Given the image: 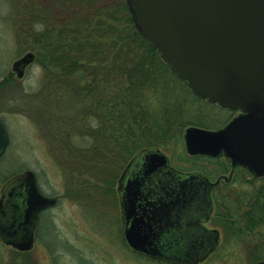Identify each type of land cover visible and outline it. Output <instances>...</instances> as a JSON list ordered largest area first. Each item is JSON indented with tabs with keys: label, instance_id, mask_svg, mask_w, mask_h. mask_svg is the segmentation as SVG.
<instances>
[{
	"label": "trees",
	"instance_id": "obj_1",
	"mask_svg": "<svg viewBox=\"0 0 264 264\" xmlns=\"http://www.w3.org/2000/svg\"><path fill=\"white\" fill-rule=\"evenodd\" d=\"M17 1L16 16L26 8L31 18L26 23L27 35L21 30L25 27L21 21H14L17 43L34 52V61L43 73L39 93L35 89L29 96L45 93L42 113L49 117L62 113V105L70 108L86 103V108L81 106L80 117L89 126L80 131L68 130L67 149L62 152H67V173L78 186L86 177L95 182L96 189L100 182L111 186L119 169L138 150L178 143L185 127L198 125V121L185 117V110L186 102L200 98L169 71L158 53L136 32L124 0H33L26 7L22 0ZM73 111L79 114L75 107ZM29 113L40 122L38 112ZM73 136L80 137L82 144L73 141ZM52 141L58 142L55 138ZM73 145L77 148L75 155L69 151ZM213 161L225 172L224 163ZM72 164L81 165L82 170L74 173ZM242 172L234 174L231 181L246 185L243 190L234 189V194L230 192L232 200L222 199L228 193L227 183L213 194L217 207L214 221L225 226L228 235V229L233 230L232 236L237 239L263 236L260 243H245L254 263L264 259V175L254 178ZM95 194L92 189L85 195L95 201Z\"/></svg>",
	"mask_w": 264,
	"mask_h": 264
},
{
	"label": "water",
	"instance_id": "obj_2",
	"mask_svg": "<svg viewBox=\"0 0 264 264\" xmlns=\"http://www.w3.org/2000/svg\"><path fill=\"white\" fill-rule=\"evenodd\" d=\"M124 3L133 28L180 82L196 97L236 112L215 129L185 127L181 134L185 152L222 156L232 168L239 166L254 178L262 177L264 0H124ZM32 59L33 53L28 51L12 62L11 70L16 77H21L22 68ZM6 142L0 121V154ZM139 165L138 175L135 171ZM165 165L166 155L158 148L140 149L127 163L118 184L120 240L131 252L147 258L191 264L204 248L215 246L213 236L202 244L193 241L180 244L172 239L171 245L164 242L159 250L151 247L152 228L167 218L165 205L152 207L154 200L146 199L145 204L152 208L144 207L138 217L131 218L143 176ZM193 174L188 173L187 177L194 178ZM201 178L203 187L213 186L219 180L207 183ZM16 187L22 189L19 205L11 201ZM0 194L10 199L3 202L13 210L19 211L22 205V224L19 216L6 225L1 222L0 240L16 250H26L32 244L39 211L52 206L55 199L38 191L30 169L13 175L2 185ZM202 196L206 197V192ZM254 264H264V259Z\"/></svg>",
	"mask_w": 264,
	"mask_h": 264
},
{
	"label": "rangeland",
	"instance_id": "obj_3",
	"mask_svg": "<svg viewBox=\"0 0 264 264\" xmlns=\"http://www.w3.org/2000/svg\"><path fill=\"white\" fill-rule=\"evenodd\" d=\"M32 1L22 0L23 6L26 7L27 3H32ZM42 1L48 3V0ZM17 4L19 5L17 0H0V79L4 73L10 72L11 63L17 56L29 51L18 45L14 21L26 20L27 23L31 21V18L26 8L23 9L21 16H16ZM36 28L41 27L38 24ZM42 76L40 66L33 60L25 68L21 77L12 76L11 81L0 84V116L8 138L4 155L0 156V190L6 178L22 170L30 169L34 174L39 191L46 196L56 197L58 201L54 206L40 213L33 231L32 244L24 251V254L13 252L19 250L0 241V264H164L142 255H134L121 244L118 236L117 208L107 203L110 197L108 191L110 186H105L100 182L96 189L95 182L88 177L84 180L85 184L78 186L72 175L67 173V152L62 154L67 149L65 135L69 133L68 130L80 131L89 126V123L81 120L80 117L81 109L86 108V103L76 104L70 108H68L69 105H62V113L59 112L50 117L42 113L45 108L43 101L45 93L42 91V94L40 91L39 97L35 98L29 96L35 89L39 93ZM186 104L185 117L191 122L194 120L199 122L198 125L189 126L215 129L234 114V112L200 99L186 102ZM74 107L79 114L73 111ZM29 110L40 114V122H36ZM46 113H48L47 110ZM51 137L60 142L61 146H57L58 142L53 144ZM72 140H75L78 145L82 144L80 137L73 136ZM71 149H69L71 155L77 154L75 145ZM158 149L171 158V164L174 167L187 171L201 170L203 165L211 166L215 163L207 157H187L182 140ZM192 165L194 167L191 168ZM72 167L76 170L74 173L82 170L81 165L72 164ZM211 168H217V164L211 166L210 170ZM205 173L208 172L205 171ZM210 175L214 179L216 172ZM244 185H246L244 182L237 180L227 183L228 193L222 199L232 200L234 195L230 192L234 194V189L243 190ZM85 186L88 188L87 192L92 189L97 192L94 195L95 201L85 196L82 190ZM223 187H225L224 184L220 186V189ZM216 209L215 206L214 213ZM224 227L218 226L219 236L216 250L194 264L253 263L249 252V255L247 254L245 243H260L263 236L248 235L245 239H237V236L236 238L232 236L233 230L228 229L231 232L228 235ZM25 259L27 263L22 262Z\"/></svg>",
	"mask_w": 264,
	"mask_h": 264
},
{
	"label": "flooded vegetation",
	"instance_id": "obj_4",
	"mask_svg": "<svg viewBox=\"0 0 264 264\" xmlns=\"http://www.w3.org/2000/svg\"><path fill=\"white\" fill-rule=\"evenodd\" d=\"M21 23L23 24V26H25L24 29L21 28V30H23L25 34L28 33V27L26 26V20L24 21L21 20ZM24 48L26 49V47ZM25 52H28V51H25ZM25 52L17 56L14 60L21 57ZM29 52L33 53V59L22 68L23 69L22 74L25 68L28 66V64H30L34 60V52L30 50ZM12 76L16 77L15 73L11 70V66H10V72L4 73L1 76L0 82L8 83L9 81H11L10 79L12 78ZM16 78H19V77H16ZM235 113L236 112H234V114ZM0 121L6 133V128H5V125H4V122L1 116H0ZM6 138H7V133H6ZM7 144H8V138H7L6 145L3 151L1 152L0 156H2L3 152L5 151ZM161 152L164 153L163 151ZM186 155L189 158L207 157L208 159H212V160L216 159L217 161L224 163L226 170L225 172H221L222 170L218 168H214V169L211 168L210 170L211 166H215V164H213L211 166L209 165L202 166V168L208 173H205L203 169L201 170L191 169L187 171V170L181 169L180 167H174L171 164V158H169L166 155V165L164 166V168H155L152 173H149L143 176L141 184H139L138 196H137V201H136L137 204L134 205L133 207V213H132L131 218L138 217V215L141 214V210L144 207L145 209L146 208L151 209L152 207L159 206L160 204L165 205L166 207L165 213H166L167 218H165V220L162 221L161 223L153 224V228H152V233L154 236L151 239L152 241L151 247H155L156 249H159V250L162 249V245L164 244V242L168 241V243L171 245L173 243L171 241L172 239H174V242H178L180 244H187V242L189 241L202 244V243H206V240L208 239V237L211 238V236H213V238L211 239L214 241L215 246L213 248H211L212 246L210 248H204V250L199 254L198 258L193 263H191V264H194L196 261L201 260L205 258V256H208L209 254L213 253L216 250L217 245H218V236H219L218 230H217L218 225L214 221L215 216L213 215L214 209H215L213 194H215L216 192L218 193V191L221 190L220 186L222 184L230 183L234 174L235 175L236 173L243 174L242 172L243 168L239 166H234L232 168L230 166L229 161H226L224 157L222 156L210 157V156H205V155H188V154ZM130 159L122 166L120 171L117 172L115 181L110 186V189L108 190L110 193V197H108L109 202L107 203H109V206L111 205L114 208L116 206L117 211H118V236L119 238H120L121 217H120V201H119L120 192L118 191V186H119L118 184H119L120 177L124 174L125 168L127 167L126 165L130 161ZM190 167L192 168L194 166L192 165ZM172 170H174L175 172L174 174L172 173ZM243 170L246 171L245 169ZM140 171H141V167L139 165L135 173L139 175ZM215 172H216V176L214 177V179H212L210 174L215 173ZM188 173H194L193 174L194 178L189 179L187 177ZM16 174L18 173L12 174L9 178H6L4 180V183L8 181L13 175H16ZM201 177L206 179L207 183L213 182L217 178H219V180L213 186L203 187L204 180ZM246 177L248 176L246 175ZM85 183L86 182H84V184ZM87 189H88L87 186H85V189H84L86 190L85 194L88 195L91 193V190L87 192ZM204 192H206V197L202 196ZM21 197H22V189L16 187V189L13 192V195L11 196V201L13 200L12 202L19 205L20 203L19 200L21 199ZM53 198L55 199V202L52 206H54L56 202L58 201L56 197H53ZM177 198H178L179 203L177 201ZM146 199L154 200V202L152 203V207H148L145 204ZM5 200H10V199L2 197L0 194V223L2 222L3 225H6L7 223H11L15 217L19 216L18 221L22 224V219L20 215L22 212L21 211L22 205H20L19 211H15L12 209V207H8L6 202L5 203L3 202ZM48 208L50 207H47L39 211L37 215V219L35 221V225L38 221L40 213ZM22 227L23 225H19V228H22ZM121 244L124 246L122 242ZM153 260L164 263V264H171V263L163 262V261L156 260V259H153Z\"/></svg>",
	"mask_w": 264,
	"mask_h": 264
}]
</instances>
